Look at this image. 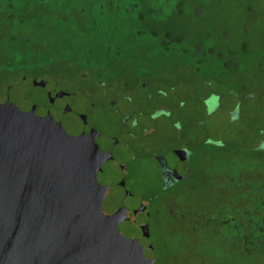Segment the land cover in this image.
<instances>
[{
  "label": "flooded vegetation",
  "instance_id": "flooded-vegetation-1",
  "mask_svg": "<svg viewBox=\"0 0 264 264\" xmlns=\"http://www.w3.org/2000/svg\"><path fill=\"white\" fill-rule=\"evenodd\" d=\"M190 1L195 0H142L127 5L130 8L128 12L135 14L148 27L150 23L156 25L158 31L155 33L160 37L161 46V50L158 48V64L162 63V57L169 55L183 53V56H189L188 52L209 55V34L205 37L207 43H195L189 51V48L182 47L183 38L172 27L187 12L185 7ZM163 65L165 64L155 65L157 70L153 67L151 72L149 69L147 78L141 83H122L110 80L106 74L94 75L83 69L82 72L70 74L63 79L25 73L6 76L0 73V111L8 103L16 114L8 124L0 121V126L9 127L15 122L27 124L42 120L56 123L57 133L69 136L77 146L80 163L89 168L99 180H115L121 188L122 200L130 208L132 218L122 220L119 228L123 234L135 239H151V221L158 216L156 205L159 202L170 200L177 191H190L198 183V176L190 166L189 156L185 159L187 165L184 170L176 175H166L163 171L161 174L151 166L152 150H159L167 142H175L186 151L185 141L195 139L191 136V130L185 126L188 124L185 117L176 114L178 106H162V78L167 74L175 75L169 67L164 68L170 70L169 73H163ZM193 66L195 65L186 67L191 69ZM148 67L151 68L150 65ZM193 78L195 79L186 82L195 86L197 94L194 96H199L206 115L210 114L211 107H225V100H229L231 93H238L241 97L240 92L247 91L250 87L249 79H245L242 86L240 84L238 88L227 90L230 94L226 95L222 89H217V92L210 90L209 83L212 82L209 78L198 79L197 75ZM42 81H56L61 86V92L51 95L41 84ZM29 86L39 88L41 98H33L28 93L22 98H14L10 94L13 89ZM201 90L208 92L202 95ZM97 91L98 95L95 93ZM66 94H72L77 102L71 107H65L59 115L49 113L50 104ZM136 95L144 102H140ZM239 106V112L228 115L229 123L255 121L256 128L250 129L252 133L245 134L239 130L229 134L237 136L216 139L209 137L212 144H220L227 157V163H223L225 167L221 169L223 179L219 182L223 190L218 192V197L224 202L221 209H211L213 214L210 230L217 238L221 237L217 239L218 246L226 250L242 248L251 257L259 256L264 260V136H260L264 132L261 127L264 115L242 112L241 104ZM162 116L169 118L178 128L175 138H171L161 127L159 118ZM250 135H254L255 139L250 140ZM103 159L110 165L103 166ZM130 178L141 185L133 194H129L131 192L125 188L126 181ZM175 179L177 180L172 182ZM209 179L211 188L217 185L211 177ZM126 195H129L130 201L124 200ZM210 196L217 197L212 194ZM145 199L149 201L143 206ZM231 202L235 203L234 206Z\"/></svg>",
  "mask_w": 264,
  "mask_h": 264
},
{
  "label": "rangeland",
  "instance_id": "rangeland-1",
  "mask_svg": "<svg viewBox=\"0 0 264 264\" xmlns=\"http://www.w3.org/2000/svg\"><path fill=\"white\" fill-rule=\"evenodd\" d=\"M105 1L108 4L114 0ZM138 1L141 0L117 2L127 4ZM185 8L187 12L177 19L176 25H172L183 38L182 47L190 51L195 43H207L205 37L209 34V55L188 52L189 56H183L182 53L162 57L165 64L162 72L166 73L168 69L164 68L169 67L175 75L161 77L163 85L160 88V100L162 106H178L176 114L185 117L188 121L185 126L191 130V136L195 139L185 141L186 151L175 142H167L159 150H152L151 166L161 174L163 171L166 175H176L184 170L187 165L185 159L189 156L198 183L190 191H177L170 200L156 205L158 216L151 221V241L155 248L156 264H264L262 257H251L242 248L226 250L218 246L219 238L209 233L208 223L205 225L206 230H197L199 232L196 233L187 221L193 213L203 215L209 211V177L217 183L212 186L210 194L220 198L217 189L223 179L222 170L227 157L220 144H212L209 137L237 136L229 134L239 130L245 134L252 133L250 129L256 128L255 121L229 123L228 115L240 111L238 104H241L242 112L264 115V0H195L190 1ZM54 32L59 31L55 29ZM52 39L55 40L54 37ZM155 48L152 47L151 51ZM154 55L160 56L157 48ZM186 64L195 66L190 69ZM194 75L198 79L209 78L212 82L209 83V89L214 92L222 89L226 95L230 94L227 90L238 88L240 84L242 86L245 79H249L250 87L240 92L241 97L236 92L231 93L229 100H225V107H211L209 116L206 115L203 103L199 102V96H194L197 94L195 86L186 82L194 80ZM200 92L205 95L208 91ZM25 93L33 98H41L42 94L39 88L32 86L13 89L10 94L14 98H22ZM95 93L99 94L98 91ZM135 97L144 102L139 95ZM76 102L72 94L60 96L50 104L48 112L59 115L65 107H71ZM14 116L16 114L8 103L0 111L2 124L10 123ZM261 127L264 128V124ZM260 136L263 137L264 132ZM249 139H255L254 135H250ZM102 165L110 164L103 159ZM125 188L131 192L129 194H133L141 185L130 178ZM124 200L130 201L129 195L124 196ZM195 225L201 227L199 222Z\"/></svg>",
  "mask_w": 264,
  "mask_h": 264
},
{
  "label": "water",
  "instance_id": "water-1",
  "mask_svg": "<svg viewBox=\"0 0 264 264\" xmlns=\"http://www.w3.org/2000/svg\"><path fill=\"white\" fill-rule=\"evenodd\" d=\"M41 84L61 92L56 81ZM159 121L175 138L169 118ZM78 152L53 121L0 126V264L156 263L150 238L120 231L132 218L121 188L96 178Z\"/></svg>",
  "mask_w": 264,
  "mask_h": 264
},
{
  "label": "trees",
  "instance_id": "trees-1",
  "mask_svg": "<svg viewBox=\"0 0 264 264\" xmlns=\"http://www.w3.org/2000/svg\"><path fill=\"white\" fill-rule=\"evenodd\" d=\"M104 1L0 0V73L63 79L83 69L122 83H141L149 69L164 62L158 64L154 55L156 48L161 50L156 25L148 27L130 14L127 5L132 3ZM210 185L209 179V193ZM223 202L209 194V211L187 218L192 229L204 231L208 223L210 233L211 209H221Z\"/></svg>",
  "mask_w": 264,
  "mask_h": 264
}]
</instances>
